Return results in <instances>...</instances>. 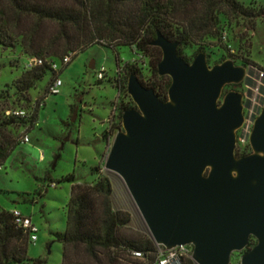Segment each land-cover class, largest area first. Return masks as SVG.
<instances>
[{
	"label": "water",
	"instance_id": "water-1",
	"mask_svg": "<svg viewBox=\"0 0 264 264\" xmlns=\"http://www.w3.org/2000/svg\"><path fill=\"white\" fill-rule=\"evenodd\" d=\"M152 45L162 52L158 75L171 78L168 100L129 77L136 108L122 115L106 170L124 182L157 245H191L196 264H231L255 239L240 263L264 264V106L250 136L253 154L237 157L243 96L229 92L220 103L245 68L231 61L210 68L203 53L187 63L159 32Z\"/></svg>",
	"mask_w": 264,
	"mask_h": 264
},
{
	"label": "rangeland",
	"instance_id": "rangeland-1",
	"mask_svg": "<svg viewBox=\"0 0 264 264\" xmlns=\"http://www.w3.org/2000/svg\"><path fill=\"white\" fill-rule=\"evenodd\" d=\"M238 1L246 7L264 6V0ZM22 27L33 33L36 20L26 18ZM249 28L242 19L221 17L220 38H205L197 46L182 48V55L190 64L203 53L210 68L227 61L245 68L244 80L237 85H226L220 99L222 103L229 92L243 96L244 124L236 132V153L244 156L253 154L250 136L264 106V71L261 70L264 69V22L257 20L252 29ZM58 32L57 25L45 23L40 35L48 41ZM29 59L19 43L12 49L0 47V94L6 90L10 92L7 101L0 99V116L5 110L19 109L38 115L35 124L11 127L18 140L28 136L30 141L19 145L0 171V209L16 210L30 217L39 229L38 241L28 247V258L62 264L63 246L55 240V233L66 231L72 184L56 182L74 175L79 184L91 183L96 179L92 176L95 167L111 180L115 210L129 212L132 216L130 227L149 235L124 182L105 168L116 136L124 132L122 120L118 118L120 106L133 104L132 109L136 108L131 97L118 92L113 82L124 81L126 66L133 65L141 69L148 80L149 58L130 47L113 50L95 45L79 53L67 66L59 59H50L59 67L58 76L62 81L59 94L45 98L52 77L48 75L29 92L31 101L25 103L19 101L11 87L27 70ZM92 62H95L94 70L90 69ZM102 69L103 79L99 81L98 74ZM75 111L77 115L73 121ZM105 133H110L107 139ZM50 180L55 184H50ZM243 255L245 250L234 253L231 264H241Z\"/></svg>",
	"mask_w": 264,
	"mask_h": 264
},
{
	"label": "trees",
	"instance_id": "trees-1",
	"mask_svg": "<svg viewBox=\"0 0 264 264\" xmlns=\"http://www.w3.org/2000/svg\"><path fill=\"white\" fill-rule=\"evenodd\" d=\"M221 17L242 19L252 29L257 20L264 22V6L246 7L238 0H0V47L12 49L19 43L25 55L49 62L70 55L74 59L95 45L113 50L130 47L149 58L150 78L146 80L137 66H126V78L113 82L115 88L127 96V80L135 75L145 88L154 90L166 102L171 78L158 75L162 52L152 45L157 33L178 43V54L188 63L182 48L197 46L205 38H220ZM26 18L36 20L33 33L22 27ZM45 23H53L59 30L48 41L40 35ZM48 75L52 77L45 90L46 98L56 77L48 62L26 70L11 89L19 101L29 103V92ZM9 94V90L2 92L0 99L7 101ZM132 105L120 106V121ZM6 111L0 116V166L22 144L11 127L35 124L38 117L35 112L23 119L8 117ZM104 136L107 139L110 133ZM236 156L244 157L238 152ZM92 176L96 179L91 183L79 184L74 175L56 182L72 184L66 231L55 233V240L63 246L62 264H135L133 252H141L154 261L157 255L154 240L130 227L129 212L115 210L109 177L102 175L99 167L92 169ZM50 184L55 182L50 180ZM30 244L29 232L15 224L13 213L0 209V264H47L42 259L28 258ZM255 245L256 240L252 239L245 254ZM184 264L196 263L187 259Z\"/></svg>",
	"mask_w": 264,
	"mask_h": 264
},
{
	"label": "built area",
	"instance_id": "built-area-1",
	"mask_svg": "<svg viewBox=\"0 0 264 264\" xmlns=\"http://www.w3.org/2000/svg\"><path fill=\"white\" fill-rule=\"evenodd\" d=\"M73 55H70L64 59H62V64L63 66H67L70 64L72 61ZM50 65L51 69L56 73V77L52 84L48 88V96H56L60 92V88L62 86V81L58 76V65L56 61L49 62V61H44L42 59H36V58H31L28 61V64L26 65L27 70H31L35 67L42 66L45 63ZM103 70L99 72L98 74V80L103 79ZM46 97V98H47ZM33 114V113H32ZM31 113H27L24 110H16V111H6V116L8 117H14V118H28L32 115ZM29 137L26 136L22 139V144L29 143ZM2 170V166H0V171ZM14 217H15V224L27 232H29V240L32 244H36L38 241V232L39 229L37 226H35L32 223V220L30 217H25L23 216L20 212L18 211H13L12 212ZM157 255L156 259L154 261H151L145 257V255L141 252H133L132 253V259L136 262L135 264H184V261L189 259L193 260V246L191 245H186V246H177L173 249L167 250L163 246L157 245Z\"/></svg>",
	"mask_w": 264,
	"mask_h": 264
}]
</instances>
